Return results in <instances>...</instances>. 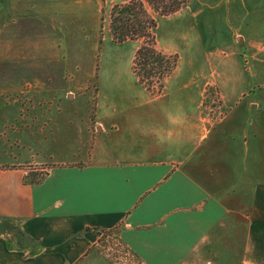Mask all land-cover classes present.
Instances as JSON below:
<instances>
[{
	"label": "crops",
	"instance_id": "obj_1",
	"mask_svg": "<svg viewBox=\"0 0 264 264\" xmlns=\"http://www.w3.org/2000/svg\"><path fill=\"white\" fill-rule=\"evenodd\" d=\"M130 1L62 7L88 14L82 36L96 39L103 8ZM155 34L178 58L162 92L132 64L101 68L92 133L82 98L81 111L61 98L52 108L63 66L0 62V222L29 238L23 247L0 227V264H112L99 250L111 230L145 264H184L234 227L242 264H264V0H190ZM27 86L43 95L25 111L12 97ZM212 86L228 108L215 124L204 115ZM37 166L43 180L30 184Z\"/></svg>",
	"mask_w": 264,
	"mask_h": 264
},
{
	"label": "rangeland",
	"instance_id": "obj_2",
	"mask_svg": "<svg viewBox=\"0 0 264 264\" xmlns=\"http://www.w3.org/2000/svg\"><path fill=\"white\" fill-rule=\"evenodd\" d=\"M71 1L77 0H65L63 3L57 2L52 7H47L44 0H0V62L23 67L37 64L58 65V68L63 66L66 70L62 73L54 72V75H63L65 78L54 81L56 93L47 94L49 99L53 100L52 108L56 110L60 106V98L73 103L74 108H79L73 101L82 98V106L87 102L89 107V112L87 111L84 117L88 120L86 128L92 133L95 126L93 107L99 91L100 69L107 70L113 65H119L123 69L129 68L130 64L133 67L137 51L135 52V46L131 42L122 44L114 41L110 29L111 11L114 6H104L99 36L95 39L87 29L86 38H83L82 28L93 27L89 23L91 18L88 14L80 15L75 6L71 9L62 7V4ZM147 9L153 18L160 20L162 16L148 5ZM89 33L90 36L87 37ZM141 45L140 40L138 49ZM244 62L246 67H249L252 58L246 56ZM58 86L64 90L61 94L62 89ZM163 86L164 80L162 86L154 81L149 90L152 95H160ZM37 95L43 94L27 86L12 99L20 101L26 111L32 98ZM227 113L228 108L224 105L219 89L216 86L208 87L205 93L204 115L215 124ZM82 116L83 114L80 117ZM43 167L37 166V170L31 171L29 180L42 179ZM14 226L16 225L10 221L0 222L2 229ZM237 228L241 227H234ZM6 229L11 232V229ZM234 229L218 233L214 245L200 249L184 264H242L243 232ZM99 250L112 264H145L122 243L118 230L104 233Z\"/></svg>",
	"mask_w": 264,
	"mask_h": 264
},
{
	"label": "trees",
	"instance_id": "obj_3",
	"mask_svg": "<svg viewBox=\"0 0 264 264\" xmlns=\"http://www.w3.org/2000/svg\"><path fill=\"white\" fill-rule=\"evenodd\" d=\"M190 0H132L117 4L111 11L110 29L114 41H142L133 61V70L140 82L148 89L154 81L162 86V81L170 75L177 65L176 56H167L157 49L156 28L157 20L147 9L150 6L159 16H168L186 6ZM40 180H29L30 184H40ZM5 228V227H4ZM11 229L17 236L20 245H26L25 233L18 228ZM29 239V238H28Z\"/></svg>",
	"mask_w": 264,
	"mask_h": 264
}]
</instances>
